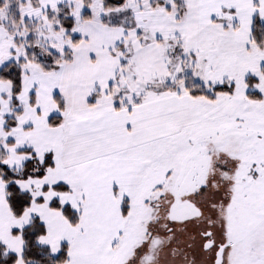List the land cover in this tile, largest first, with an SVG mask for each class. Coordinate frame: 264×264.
Wrapping results in <instances>:
<instances>
[{
  "label": "snow or ice",
  "instance_id": "6c2138e0",
  "mask_svg": "<svg viewBox=\"0 0 264 264\" xmlns=\"http://www.w3.org/2000/svg\"><path fill=\"white\" fill-rule=\"evenodd\" d=\"M0 264H264V0H0Z\"/></svg>",
  "mask_w": 264,
  "mask_h": 264
}]
</instances>
